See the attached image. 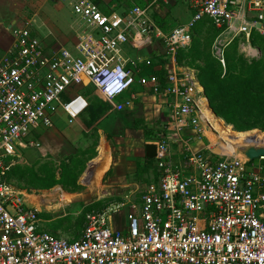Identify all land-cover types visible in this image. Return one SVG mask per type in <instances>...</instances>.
Instances as JSON below:
<instances>
[{
    "label": "built area",
    "instance_id": "1",
    "mask_svg": "<svg viewBox=\"0 0 264 264\" xmlns=\"http://www.w3.org/2000/svg\"><path fill=\"white\" fill-rule=\"evenodd\" d=\"M184 1L192 16L164 30L152 14L169 0L107 12L92 0H67L81 20L70 45L12 25L0 56V264H264V154L248 160L241 153L242 160L193 149L192 135L203 137L202 90L194 69L167 67L205 19L229 36L226 44L249 41L254 33L264 38V0ZM220 37L212 47L223 62ZM154 41L168 61L158 65L162 80L142 73L149 59L127 54L128 46L142 49ZM80 85L92 86L113 113L132 106L135 85L147 87L167 101L172 136L154 141L156 177L138 201L126 197L87 211L80 234L67 239L45 230L39 209L4 179L13 164L4 159L37 146V128L52 126L58 115L71 124L83 114L89 101ZM121 209L125 224L116 228L111 213Z\"/></svg>",
    "mask_w": 264,
    "mask_h": 264
},
{
    "label": "rangeland",
    "instance_id": "2",
    "mask_svg": "<svg viewBox=\"0 0 264 264\" xmlns=\"http://www.w3.org/2000/svg\"><path fill=\"white\" fill-rule=\"evenodd\" d=\"M104 1L108 0H101L100 9L107 12L103 8ZM156 14L159 22L175 26L187 21L192 16L193 9L184 0H169L158 8ZM164 19L167 21L163 22ZM204 21L207 22L208 20L205 19ZM12 23L35 28L47 42L67 45L75 41L76 36L73 28L81 23V20L75 16L70 5L64 1L0 0V54L6 50L5 44H9L8 32H11L9 25ZM217 38L218 36L213 30L207 27L200 29L196 33L195 45L192 44L188 49H183L180 54H177L179 58H176L175 64H168V68L184 69L188 66L195 69L199 74L200 69L197 65H208L210 58L214 60V63L209 69L212 72L215 71V79H222L226 76L234 79V76H240L244 82L249 73L248 64L251 60L257 62L251 83L252 95L250 100L241 106L234 116L235 126L227 124L214 111V106L225 108L223 99L229 95H225V97L216 95L212 104L209 103L215 115L220 119L219 121L214 116L216 127L225 137H228L224 145L218 143L217 150L221 154H226L228 151L225 148L227 147L231 151L230 155L241 157V149L249 142L264 143V41L255 39L252 42V46L257 48V55L249 57L242 50V41L229 40V43L226 44L227 38L220 37L219 45L222 48L221 55L223 57V62H221L214 57L212 47ZM152 45L155 47L157 42L154 41ZM153 46L149 45L142 49L128 46L127 54L131 57L149 58L152 62H156L155 60L158 58L152 49ZM153 55L154 57H152ZM166 62L168 61L166 60ZM204 73L207 74L206 71ZM229 83L230 81H227L225 86ZM236 84L237 82L234 83V85ZM133 88L137 95L133 109L128 110L127 108L119 113H111L108 104L99 97V93L92 86L82 87L80 85V93L87 97L89 108L94 110L93 116H89V113L88 115L84 114L76 122L66 125L65 118L60 115L53 126L48 127L44 133L41 131L42 127L37 128L38 134L41 133L36 135L40 146L24 149L22 162L17 161L16 163L19 158L15 156L4 159L6 164L11 160L13 162L4 179L10 182L15 191L20 192L27 204H31L33 202L31 200L34 199L45 208L38 215L45 230L58 233L61 237L67 234L74 236L81 232L84 212L90 209L89 207L84 208L85 205L99 199L101 201L95 206L105 207L110 202L119 201L117 195L105 196L104 192L94 195L95 191L86 190L85 186L81 184H77L73 188L62 186H59L58 189L54 187L42 188L44 185L42 180L47 182L51 174L60 175L64 166L76 173L78 178L81 177L86 164L97 155V145L101 138L106 139V144L113 155L114 162H116L114 168L105 173L104 180H107V177L112 175L116 168L124 171L122 168H118L121 154L128 170L127 175L122 172L123 175H120L122 179L124 176L128 177L131 186L135 183L138 193H141L145 185L150 182L153 172L152 168H149V164L144 163V144L145 141L150 140L148 139V130L159 125L164 114H169V110L168 108L164 109L163 101L160 100L162 98L160 96L154 97L153 94L149 93L147 87L135 85ZM208 110L210 111V109ZM241 133L249 134L239 135ZM192 137L190 145L193 149L198 148L201 144L206 146L209 144L208 140L206 141L204 138L198 139L195 135ZM229 138L240 141L241 146L236 148V146L231 145L235 142ZM139 157H143L141 159L143 163H135V159L137 158L139 161ZM152 162L155 164L156 159L152 158ZM62 189L70 192L71 195L65 194L68 195L65 198ZM26 195H30V199H27ZM111 215L115 221V227L123 228L124 211L121 209L116 213H111ZM77 236L67 239H73Z\"/></svg>",
    "mask_w": 264,
    "mask_h": 264
},
{
    "label": "crops",
    "instance_id": "3",
    "mask_svg": "<svg viewBox=\"0 0 264 264\" xmlns=\"http://www.w3.org/2000/svg\"><path fill=\"white\" fill-rule=\"evenodd\" d=\"M59 1H64V2H66L67 4H68V2H67V0H59ZM93 1V0H92ZM100 2H101V0L100 1H97L96 3L98 4V6H99V8H100ZM103 4H104V6H103V8H104V10H106V11H113V10H119V9H128L129 7H131L133 4H137V2H136V0H108V1H104L103 2ZM14 24H16V23H12V25H14ZM12 25H9V30L11 29V27H12ZM1 27V26H0ZM70 28H72V27H70ZM216 31H217V33H216V35L217 36H219V35H221L222 37L221 38H227V40H228V38H229V36H227V35H225V34H222V32H220L218 29H216V28H214ZM8 30V31H9ZM7 32V31H6ZM73 32H74V34H75V36H76V32H78V24L73 28ZM8 34H9V36H10V41H11V32L9 33L8 32ZM253 36H255V39H260V40H262V41H264V38L262 37V36H260L259 34H257V33H254L253 35H252V37L250 38V40L249 41H246L244 38H239V37H237V38H234L233 40H235V39H237V40H240V41H242L243 42V45H242V50L246 53L245 55L246 56H249V57H253V56H255V55H257V48L254 46H252V42L255 40H253L252 38H253ZM46 37V36H45ZM10 41H9V44H10ZM52 44L54 43V42H51ZM9 44L8 45H6L5 44V49H7V47L9 46ZM54 44H56V45H63V44H60V43H54ZM71 44V43H70ZM70 44H67V45H70ZM150 46H153V45H150ZM190 47V46H189ZM188 47V48H189ZM156 48H159L160 50H156ZM188 48H185V50L186 49H188ZM4 49V50H5ZM152 49H154V51L156 52V55H157V58H158V60L159 59H162L163 60V58H162V53H164V50H162L158 45H156L155 47L153 46V48ZM6 51V50H5ZM4 51V52H5ZM3 52V53H4ZM162 52V53H161ZM159 53H161V55H159ZM2 54H0V56H1ZM154 55H155V53H154ZM153 55V56H154ZM152 56V57H153ZM215 57V56H214ZM131 58H133V59H135V60H139V59H143V58H138V56H134V57H131ZM216 58V57H215ZM147 59H149V58H147ZM217 59V58H216ZM144 60H146V59H144ZM150 60V59H149ZM157 61V60H156ZM158 62V61H157ZM165 63H167L166 62V60H163L162 61V64H165ZM156 67V66H155ZM158 67V66H157ZM167 67H168V64H167ZM188 67V66H187ZM190 68V67H189ZM195 70V69H194ZM196 72V71H195ZM196 76H197V72H196ZM197 80H198V82H199V86H200V89L202 90V94H201V98H202V101H201V104H200V106H201V111H202V117L204 118L203 120H202V123L200 124V129H201V132H202V136L203 137H200V136H198V135H196L195 134V137L197 136V138L198 139H200V138H204V139H206V141L208 140V142H209V144L206 146L205 144H201L198 148H206L207 149V151L209 150L210 152H214V153H218V154H221L220 153V151H218L217 149H218V143H221L222 145H224L225 144V141H227V139H228V137H225L223 134H222V132L218 129V127H216V124H215V121H216V118L220 121V119H219V117L218 116H216L215 115V113L213 112V110H212V108H211V106H210V104H209V101H208V99H207V97H206V95H205V92H204V88H203V85L200 83V81H199V79H198V76H197ZM137 88V87H136ZM149 93H151V92H149ZM152 94V93H151ZM154 97L156 96V95H153ZM162 98V97H161ZM137 100V95H136V98H134V100H133V104H132V106H130V107H128V110L129 109H133V107H134V105H135V101ZM160 100H162L163 101V104H164V109L165 108H168V110H169V114L167 113V114H164V112H163V114H164V117L161 119V121H160V123H159V125H157V126H155V128H150L151 130H153V132L152 131H148L149 132V138L148 139H150V140H152L153 141V143H154V141L159 137V136H161V135H164V136H172V131H169V129H170V124H169V122H170V120H171V117H170V115H171V109H170V107L167 105V101L164 99V98H162V99H160ZM127 109V108H126ZM208 109H210V111L208 110ZM111 113H113V112H111ZM85 114V112L83 113V114H81L78 118H80L82 115H84ZM60 115H58L57 117H56V119L59 117ZM64 118H65V116L64 115H62ZM216 118H215V117ZM78 118L74 121V122H76L77 120H78ZM56 119L54 120V123H55V121H56ZM209 119H212V121H210ZM73 122V123H74ZM53 123V124H54ZM222 123V122H221ZM65 124L67 125V124H69V123H67V121L65 120ZM72 124V123H71ZM53 126V125H52ZM206 127V128H205ZM149 129V130H150ZM46 130H48V127H45V128H42L41 129V131L44 133ZM191 131H189L188 133H190ZM219 132H220V136H219ZM192 133V132H191ZM41 134V133H40ZM40 134H38V133H36V135H40ZM214 134V135H213ZM36 135H35V139H36ZM218 137H217V136ZM194 137V138H195ZM106 139H103V138H101L100 140H99V143H98V145H97V155L94 157V158H92L91 159V161L89 162V163H87L86 164V168L84 169V172H83V174L81 175V177H79V178H77V184H81V185H83V186H85V188H86V190L87 189H89V190H92V191H95L94 192V195H97V194H100V192H104V194H105V196H108V195H112V196H114V195H117L118 197H117V199H119V201H121V200H123V199H126V197L128 198V199H131L132 201H138L139 200V195H140V193H138V190H137V185L135 184V183H133V185L131 186V183H129V178L128 177H125L124 176V178L122 179V177L120 176V175H127L128 174V170L126 169V166H125V161L123 160V156H121V154H120V161L118 162V163H120V165L118 166V168H122L124 171H122V170H118L117 168L115 169V171L112 173V175H110V176H108L107 177V180H104V175H105V173H107L110 169L112 170V168H114V165L116 164V162H114V158H113V155H112V153L110 152V150H109V147H108V145L106 144V141H105ZM150 140H148V141H145V143H149L150 142ZM36 141H37V139H36ZM151 141V142H152ZM38 142V145L37 146H32V147H39L40 146V143H39V141H37ZM224 142V143H223ZM212 143V144H211ZM215 144V145H214ZM240 144V143H239ZM145 145V144H144ZM181 144L179 143L178 144V146H177V144L175 145V144H173V148L174 149H176V147H177V149H181V148H179V146H180ZM241 146V145H240ZM195 147V146H194ZM29 148V147H28ZM197 148V147H196ZM27 149V148H26ZM23 150L24 149H22L20 152H19V156H17L18 158H19V160H16V163H17V161L20 163V162H22V160H23ZM225 150L226 151H228L226 154H228V155H230L229 153L231 152L230 150H228V148L226 147L225 148ZM25 151V150H24ZM26 152H28V151H26ZM25 152V153H26ZM35 153H37V152H35ZM226 154H221V155H226ZM143 156H145V151H144V148H143ZM143 158V157H142ZM142 158H140L139 157V161L137 160V158L135 159V163L136 162H138V163H143V161L141 160ZM240 159H242L243 160V156H242V154H241V157H239ZM154 164V163H153ZM13 165V164H12ZM12 165H11V167H12ZM251 165V164H250ZM11 167H10V169H11ZM254 168H255V170H258V168H257V166L255 165L254 166ZM10 169L8 170V171H10ZM261 171H263L264 172V167L261 169ZM122 172H123V174H122ZM8 173V172H7ZM7 175V174H6ZM57 176V175H56ZM153 177V176H152ZM10 178V177H9ZM151 180H153L152 178H151ZM150 180V181H151ZM135 184V185H134ZM59 186H62L60 183H58V184H55V185H53V186H51V187H49V188H52V187H54L55 189H58V187ZM62 187H64V186H62ZM67 188V187H66ZM68 188H73V187H68ZM44 189H47V188H44ZM63 190V189H62ZM63 192V196L65 197V198H67L68 197V195H65V194H70L71 195V193L69 192L68 193V191H65V190H63L62 191ZM113 193V194H112ZM29 196L30 195H26V198L27 199H30L29 198ZM25 201V200H24ZM31 201H33V202H31V204H28V205H31V206H33L34 205V207L35 206H37L40 210L39 211H41V208L43 207L40 203H39V201H36V200H34V199H32ZM101 200L99 199V200H96L95 202H92V203H90V204H87V205H85L84 206V208L86 207H89L90 209L89 210H91V209H95V208H106V207H108V206H110L111 204H113V203H116V202H119V201H115V202H110L108 205H106L105 207H99V206H95V204L96 203H98V202H100ZM26 202V201H25ZM37 202V203H36ZM26 204H27V202H26ZM47 206V205H46ZM45 206V207H46ZM89 210H87V211H89ZM87 211H85L84 212V215H85V213L87 212ZM84 215H83V225H84V222H85V217H84ZM124 224H125V222H124ZM82 228H83V226H82ZM50 232V231H49ZM51 233L52 234H55V235H57L58 233H54V232H52L51 231ZM80 233L78 232L77 234H75L76 236L77 235H79ZM74 235V236H75ZM57 236H60L61 237V235L60 234H58ZM74 236H70V235H66V236H62V237H66V238H71V237H74Z\"/></svg>",
    "mask_w": 264,
    "mask_h": 264
},
{
    "label": "trees",
    "instance_id": "4",
    "mask_svg": "<svg viewBox=\"0 0 264 264\" xmlns=\"http://www.w3.org/2000/svg\"><path fill=\"white\" fill-rule=\"evenodd\" d=\"M93 1L96 3L97 1H100V0H93ZM136 2L139 5L145 4V0H136ZM156 11H154L152 14L156 23L158 25H160L164 30L171 29L173 26H171L169 24L165 25V24L158 21L159 18L156 16L157 15ZM162 21L166 22L167 20L164 19ZM206 27L217 33V31L214 29V27L211 24L201 22L199 25H196L194 30H193L192 42H191L190 46H192V44L195 45L196 33L200 29L206 28ZM252 39L254 40L255 36H253ZM182 51H183V49H180L177 54H180ZM177 58H179V55H177ZM157 61L152 62L150 60L149 64H146L145 62H143L142 73H144V74L155 73L160 78V80H162L165 70L163 69L162 66H158V65L160 63L162 64L163 60L159 59ZM213 63H214V60L209 58V64L208 65H206V66L197 65L198 68L200 69V73L197 74L198 79H199L200 83L203 85L205 95H206L210 104H212L213 98L216 95H222V97H225V95H229L228 97L223 99L224 100L223 103L225 104V108L214 106V111L227 124L234 125V116L238 113L240 107L243 106L248 100H250V96L252 95L251 83L253 81V75L255 72V68L257 67V62L255 60H251L250 63L248 64L249 73L247 74L244 82H242L240 76H234V79H230V76H228V77L226 76L222 79H220V78L215 79L216 78V75L214 74L215 71L212 72L209 69V67H212ZM204 71H206V73H207L206 75H205ZM227 81H230V83L225 86V83ZM236 82H237V84L234 85V83H236ZM124 110H122V111H124ZM88 113H89V116H91V115L93 116V114H94L93 108L91 110V108H89V105H88L87 109L85 110V114L88 115ZM148 131L153 132V130H151V129ZM246 134H249V133H241L239 135L245 136ZM144 163L149 164V168H152V172H153L152 176H154V178H155L156 177V164H153L152 159H149L146 157H145ZM77 178H78V175L76 173H73V171L71 169L64 166L61 170L60 175L56 176L54 174H51V177L47 182H44L42 180V183L44 184L42 186V188H49V187H51L55 184H58V183H60L62 186L67 187V188L68 187H76L77 186Z\"/></svg>",
    "mask_w": 264,
    "mask_h": 264
},
{
    "label": "water",
    "instance_id": "5",
    "mask_svg": "<svg viewBox=\"0 0 264 264\" xmlns=\"http://www.w3.org/2000/svg\"><path fill=\"white\" fill-rule=\"evenodd\" d=\"M145 157L152 159L156 155V144L153 142L145 143L144 145ZM241 153L248 159L253 160L264 154V146L249 142L241 149Z\"/></svg>",
    "mask_w": 264,
    "mask_h": 264
},
{
    "label": "bare ground",
    "instance_id": "6",
    "mask_svg": "<svg viewBox=\"0 0 264 264\" xmlns=\"http://www.w3.org/2000/svg\"><path fill=\"white\" fill-rule=\"evenodd\" d=\"M210 121H212V119H209ZM231 141H234L235 143H231V145H234V146H236V148H239L240 147V141H236V140H234V139H231V138H229ZM230 142V141H229ZM239 142V143H238ZM226 155H228V154H226ZM45 210V208L44 207H42L41 208V210Z\"/></svg>",
    "mask_w": 264,
    "mask_h": 264
}]
</instances>
